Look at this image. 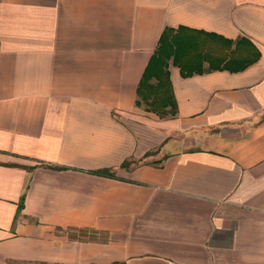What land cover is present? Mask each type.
Listing matches in <instances>:
<instances>
[{"label": "crops", "instance_id": "0c3cea01", "mask_svg": "<svg viewBox=\"0 0 264 264\" xmlns=\"http://www.w3.org/2000/svg\"><path fill=\"white\" fill-rule=\"evenodd\" d=\"M165 27L259 57H170L162 117L137 87ZM0 264H264V0H0Z\"/></svg>", "mask_w": 264, "mask_h": 264}, {"label": "trees", "instance_id": "16d2710c", "mask_svg": "<svg viewBox=\"0 0 264 264\" xmlns=\"http://www.w3.org/2000/svg\"><path fill=\"white\" fill-rule=\"evenodd\" d=\"M187 29L190 30L185 27H179L176 30L171 27L164 28L157 49L151 56L137 87V94L140 97L138 104L144 101L147 110L162 117L176 113V104L166 68L170 57H173V63L179 66L183 75L212 69L237 71L245 68L259 57V50L244 37L234 41L225 38L223 56L211 51L202 52V54L200 52L192 53L189 42H186L183 37ZM205 61L208 62V65L203 67ZM128 162L127 160L122 162L121 166H127ZM98 172L109 173L110 170L101 169Z\"/></svg>", "mask_w": 264, "mask_h": 264}]
</instances>
